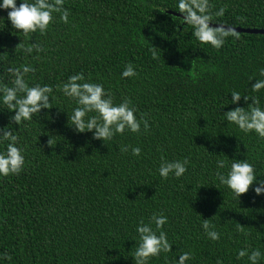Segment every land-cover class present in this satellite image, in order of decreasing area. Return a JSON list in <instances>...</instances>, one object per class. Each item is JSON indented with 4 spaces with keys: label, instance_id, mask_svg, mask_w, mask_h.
<instances>
[{
    "label": "trees",
    "instance_id": "obj_1",
    "mask_svg": "<svg viewBox=\"0 0 264 264\" xmlns=\"http://www.w3.org/2000/svg\"><path fill=\"white\" fill-rule=\"evenodd\" d=\"M210 3L213 12L224 8L211 23L264 28V0ZM174 4L64 0L68 23L54 13L45 33L27 37L0 9V87L11 86L7 68L30 65L34 71L25 81L50 85L54 96L51 108L20 126L10 122L12 112L0 111V127L12 130L25 156L19 174L0 176V264H134L135 227L153 213L167 216L158 231L172 246L147 264H175L181 252L190 253L186 264H250L247 256L237 259L240 249L264 253V194L250 186L238 199L216 176L227 172L217 160L246 158L264 179V138L245 134L222 115L251 103L241 97L238 105L228 104L232 90L264 104V89L250 88L264 78V33L237 32L216 49L192 37ZM21 41L39 43L42 51L14 52ZM129 63L136 75L122 77ZM78 72L102 83L115 103L131 99L149 129L117 134L107 145L75 131L67 116L75 102L58 86ZM121 145L141 152H121ZM162 157L186 158V173L161 178ZM203 219L220 233L218 240L207 237Z\"/></svg>",
    "mask_w": 264,
    "mask_h": 264
},
{
    "label": "clouds",
    "instance_id": "obj_2",
    "mask_svg": "<svg viewBox=\"0 0 264 264\" xmlns=\"http://www.w3.org/2000/svg\"><path fill=\"white\" fill-rule=\"evenodd\" d=\"M172 8L183 14L182 19L185 24L192 27V37L201 44H209L219 49L223 46L225 38L237 35L236 28L230 24L218 23V26H210L214 16L220 17L224 14L223 7L213 12L210 0H175ZM0 9L8 10L7 19L12 27L23 33L25 37L37 31L41 34L45 33L50 23L54 22V13H58L64 23H68L69 18V10L64 7V0H20L18 5L17 0H0ZM17 47L25 53H32L33 50L37 53L42 51L39 43L24 44L21 41L16 45L14 52ZM30 71H34L30 65L7 68V72L12 76L11 86L0 87V104L5 106L0 111L6 109L12 112L9 120L19 126L22 122L34 120L42 109L51 108L50 104L54 99L51 95L53 88L50 85L29 86L24 76ZM259 74L264 77V68L259 70ZM120 75L125 78L134 77L136 70L129 63L124 66ZM252 80L250 78V81ZM58 87L63 96L75 102L76 106L71 109V113L67 112V116L69 126L77 132H91L93 139L101 140L107 145L106 142L113 140L117 134H123L125 131L140 133L141 126L144 131L149 129L148 120L136 114L137 109L131 99L125 97L119 103H115L112 94L102 83L92 82L90 78L86 79L83 73L70 75L67 81ZM250 88L253 93L260 92L264 89V78L255 79V83L251 84ZM229 93L231 100L228 104L238 105L241 97L245 102L251 100V103H248L247 107L237 106L224 112L222 114L224 119L235 124L245 134L254 132L258 137L264 138V104L258 96L241 95L235 90ZM225 105L227 104L222 107ZM17 140L11 129L7 126L0 127V143L7 142L0 151V176L16 175L24 168V150L18 146ZM48 144L53 146L51 137ZM129 148L134 156H138L141 152L140 147L129 145H121L120 151L128 152ZM238 151L239 146H237ZM229 161L226 162L224 159L216 161L218 169L227 166L226 174L223 172L216 174L220 184L226 185L238 199L241 194L248 192L250 186H253L257 196L264 194V179H260L254 166L246 158H232ZM187 166L186 158L167 160L162 157L157 171L163 179L170 176L180 178L186 173ZM167 219L163 214L153 213L147 222L141 220L137 223L135 231L138 233V241L131 256L134 264H147L150 258L171 250L172 244L168 241L166 233L158 231L166 224ZM201 227L211 240L220 238V233L214 226L209 225L208 219H203ZM236 255L237 259L247 256L250 264H258L264 253L259 249L249 251L247 248H242ZM189 259V252H181L175 264H186ZM217 264L221 262L218 260Z\"/></svg>",
    "mask_w": 264,
    "mask_h": 264
},
{
    "label": "water",
    "instance_id": "obj_3",
    "mask_svg": "<svg viewBox=\"0 0 264 264\" xmlns=\"http://www.w3.org/2000/svg\"><path fill=\"white\" fill-rule=\"evenodd\" d=\"M218 23H211L210 25L218 26ZM237 32H250V33H264V28H246L242 26H234Z\"/></svg>",
    "mask_w": 264,
    "mask_h": 264
}]
</instances>
